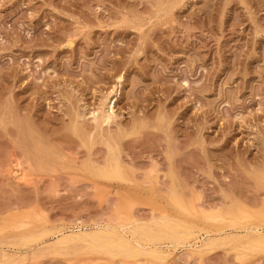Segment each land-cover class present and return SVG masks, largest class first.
Listing matches in <instances>:
<instances>
[{"label":"rangeland","instance_id":"rangeland-1","mask_svg":"<svg viewBox=\"0 0 264 264\" xmlns=\"http://www.w3.org/2000/svg\"><path fill=\"white\" fill-rule=\"evenodd\" d=\"M263 225L264 0H0V264H264Z\"/></svg>","mask_w":264,"mask_h":264},{"label":"bare ground","instance_id":"bare-ground-1","mask_svg":"<svg viewBox=\"0 0 264 264\" xmlns=\"http://www.w3.org/2000/svg\"><path fill=\"white\" fill-rule=\"evenodd\" d=\"M69 44L71 45L72 43L70 42ZM108 97H109V96H108ZM104 99H105V98H104ZM114 99H115V98H114ZM106 100H107V99H106ZM111 101H112V100H111ZM106 102H107V101H106ZM105 104H106V103H105ZM105 104H104V105H105ZM108 104H109V103H108ZM111 105H112V104H111ZM106 106H107V105H106ZM102 107H103V106H102ZM104 108H105V107H104ZM98 109H99V108H98ZM102 110H103V108H102ZM104 110H105V109H104ZM106 110H107V111H105V112H106V114H105V115H106V119H105V121H107L108 123H110L109 121H110L111 119H113V116H115V113H114V106L108 107V109H106ZM94 111H95V110H94ZM97 111H98V110H97ZM95 112H96V111H95ZM105 112H103V113H105ZM99 113H101V111H100ZM96 115H97V114H96ZM100 115H101V114H100ZM102 115H104V114H102ZM102 117H103V116H102ZM103 119H104V117H103ZM100 120H101V119H100ZM93 121H94V120H93ZM95 121H96V119H95ZM101 121H102V120H101ZM112 121H113V120H112ZM103 122H104V120H103ZM107 122H106V123H107ZM108 123H107V124H108ZM118 168H119V165H118ZM231 213H232V212H231ZM232 215H233V214H232ZM147 222H148V221H147ZM162 222H163V221H162ZM137 226H138V225H137ZM263 226H264V225H263ZM147 227H148V226H147ZM102 228H103V227H102ZM137 228H138V227H137ZM143 228H144V227H143ZM167 228H168V227H167ZM245 228H246V227H245ZM121 229H122V228H121ZM148 229H149V228H148ZM150 229H152V228H150ZM150 229H149V232H150ZM141 230H142V229H141ZM144 230H145V229H144ZM163 230H165V229H163ZM163 230L161 229L159 232H161V231H163ZM244 230H245V229H244ZM255 230L257 231V229H255ZM255 230H254V231H255ZM99 231H100V230H99ZM99 231H98V233H100V232L102 233V231H100V232H99ZM131 231H132V230H131ZM135 231H136V230H135ZM147 231H148V230H147ZM252 231H253V230H252ZM103 232H104V230H103ZM105 232H106V231H105ZM105 232H104L103 234H105ZM151 232H152V231H151ZM81 233H82V232H81ZM81 233H80V234H81ZM142 233H143V232H142ZM145 233H146V232H145ZM147 233H148V232H147ZM161 233H162V232H161ZM161 233H160V234H161ZM163 233H164V232H163ZM189 233H191V232H189ZM86 234H87V233H86ZM86 234L83 233L82 235H86ZM143 234H144V233H143ZM151 234H152V233H151ZM249 234H250V233H249ZM73 235H74V234H73ZM75 235H76V234H75ZM88 235H89V234H88ZM144 235L146 236V234H144ZM164 235H165V233H164ZM187 235H188V234H187ZM190 235H192V234H190ZM231 235H232V234H231ZM233 235H234V234H233ZM233 235H232V238H233ZM250 235H251V234H250ZM261 235L263 236V234H261ZM65 236H66V235H65ZM67 236H68V235H67ZM71 236H72V235H71ZM80 236H81V235H80ZM98 236H99V235H98ZM152 236H153V235H152ZM161 236H162V235H161ZM74 237H75V236H74ZM76 237H77V236H76ZM83 237H85V236H83ZM88 237H89V236H88ZM120 237H122V236H120ZM153 237H154V236H153ZM165 237H166V235H165ZM252 237H253V236H252ZM258 237H259V236H258ZM67 238H68V237H67ZM67 238H66V239H67ZM86 238H87V237H86ZM86 238H85V239H86ZM117 238H118V237H117ZM159 238H160V237H159ZM159 238H158V239H159ZM187 238H188V236H187ZM223 238H224V237H223ZM232 238H231V239H232ZM234 238H235V237H234ZM263 238H264V237H263ZM63 239H64V238H63ZM70 239H71V238H70ZM75 239H76V238H75ZM115 239H116V238H115ZM125 239H126V238H125ZM225 239H226V238H225ZM255 239H256V238H255ZM72 240H73V239H72ZM78 240H79V239H78ZM123 240H124V239H123ZM263 240H264V239H263ZM116 241L118 242V240H116ZM120 241H121V240H120ZM127 241H128V240H127ZM210 241H211V239H210ZM235 241H236V240H235ZM252 241H253V240H252ZM252 241H251V242H252ZM113 242H115V240H114ZM207 242H208V241H207ZM130 243H131V242H130ZM135 243H136V242H135ZM204 243H205V242H204ZM115 244H116V243H115ZM118 244H119V242H118ZM120 244H121V242H120ZM262 244H264V243H262ZM121 245H122V244H121ZM125 245H126V244H125ZM136 245H137V244H136ZM139 245H140V244H139ZM202 245H203V244H202ZM207 245H209V244H207ZM108 246H109V244H108ZM110 246H112V245H110ZM117 246H118V245L116 244V247H117ZM205 246H206V245H205ZM263 246H264V245H263ZM101 247H102V246H101ZM112 247H113V246H112ZM120 247H122V246H120ZM126 247H127V246H126ZM131 247H134V246H131ZM103 248H104V247H103ZM106 248H107V246H106ZM122 248H123V247H122ZM122 248H121V249H122ZM124 248H125V246H124ZM129 248H130V246H129ZM134 248H135V247H134ZM134 248H133V249H134ZM200 248H201V247H200ZM100 249H101V248H100ZM104 249H105V248H104ZM112 249H114V248H112ZM117 249H120V248H117ZM117 249H115V250H117ZM121 249H120V250H121ZM201 249H203V248H201ZM102 250H103V249H102ZM122 250H123V252L126 251V250H124V249H122ZM122 250H121V252H122ZM130 250H131V249H129V251H130ZM134 250H135V249H134ZM134 250H133V251H134ZM118 251H119V250H118ZM129 251H128V253H127V252H126V253H127V254H130ZM116 252H117V251H116ZM123 252H122V253H123ZM117 253H118V252H117ZM119 253H120V252H119ZM119 253H118V254H119ZM124 254H125V253H124ZM155 254H156V252H155Z\"/></svg>","mask_w":264,"mask_h":264}]
</instances>
